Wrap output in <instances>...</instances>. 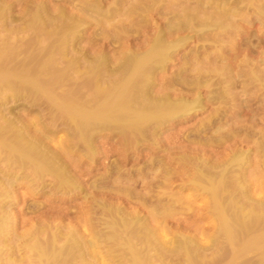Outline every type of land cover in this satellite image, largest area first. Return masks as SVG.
I'll use <instances>...</instances> for the list:
<instances>
[{"label":"bare ground","instance_id":"1","mask_svg":"<svg viewBox=\"0 0 264 264\" xmlns=\"http://www.w3.org/2000/svg\"><path fill=\"white\" fill-rule=\"evenodd\" d=\"M94 1L95 3L92 2L93 4H88V6H86L87 9L85 7V9H83L82 7L85 4L87 5L88 2L81 4L82 7H80L81 5H75L74 2H72L71 6L69 7L74 9L75 6L76 8L79 6V9L82 8L80 10L82 15H86L87 13L89 17H93L88 18V16H86L87 20L90 19V21L100 25L101 23H103L101 21H104V23L106 22V24L107 21L108 23L112 22L115 19V15L116 17H119V14L124 18H128L134 15L132 16V18L137 17L141 22L143 21L141 20V18H143L147 22L148 20H146L145 16L147 11L150 12L151 10H158L161 6H163V0H151L149 3L151 6L147 4L149 0H145L143 2V5L141 2L140 5L137 4L136 6H131V8H127L126 11H123V8H121V6H123V4H125L128 0H114V6H111V9L110 7H108L107 9L109 10H106L107 12L103 11V13H101L102 10L97 9L96 6H100L102 1ZM184 1L185 4L187 3V5L189 6H186L185 10L183 8L178 17L175 18L174 16L173 18L165 19L166 14H164V19L166 20L164 22V27L166 31L162 29L161 31H157L156 33L154 32V35H150V41H147L148 44L146 43L147 45H145L147 46V48L145 47L144 51L136 52L138 51L136 50L133 52V48L132 52H130V49V51L125 50L126 52L122 53V55H120L121 57L116 58L118 60L117 62L115 61L116 63L114 65L112 64V66H110L111 64L106 63L107 59H105V57L97 56L98 58L96 59H85L83 62L85 64L83 67L84 69L82 68V70H80V60L78 61L77 59L79 58L76 59L72 57L73 49L72 52L68 51L69 49L71 50V48H68L66 46V41L68 39H71V42H73V40L77 39V36L75 34L78 31V27L82 25L80 23L81 20L78 21L79 19L77 20V18L73 20L72 14L71 18H65V15L63 16L62 13H55V15H50L49 13L51 18H47V16L49 17V15H47L48 13L44 14V10L42 8L43 6H37L35 12L33 11L32 16H29V19L27 21L25 20L26 23L24 22V24L26 25V28H33V30L36 31V35H38V38L39 36H42L44 38L41 37V39H43L44 41H46L45 39H47V41L48 39L50 41L54 39L55 42L51 43L45 48H42L43 50L40 49L37 55H34L35 52L33 54L30 51V56L27 55V58L25 59L21 58V55H17L14 48L10 51L11 46H9L10 49L8 50V45L4 42L6 38H4V41L2 40L3 43L0 42V52H3V54L0 53V105H5V103L8 101H18L20 99H23L21 101H27V103H23L28 105L25 108H27L28 110H35L38 112V114L42 113V111H45V115L50 117L48 124H45V126H41V124V127L39 126L38 121L40 122L41 120L42 122V119L40 118L35 120L33 119V121L30 120L31 124L28 125V123H26L27 125H25L18 119H10L5 117L6 114L11 116L10 113L12 111L10 107V109H7V107H4L6 108L4 109L2 108L4 106L3 105L1 107L2 109H0L1 243L8 239V236H11L15 240H17L21 236L17 233L15 228L17 227L16 223L19 220H16V216L11 217L14 216V214H9V212H11V208L6 204V202L8 203L12 201L10 199L14 198V195L17 193L16 191L19 188L25 186L26 190H29L33 195L38 194L36 196H39V192L41 190H45L44 194L50 192L55 197L56 195H62V197L70 195L71 199L74 198L75 195L77 196V194H80V191L83 188H81V186L78 184L80 182L77 181L73 174L75 159H73V157L71 156V154L73 155L74 153L70 152V150L74 149L75 151H73L75 153H81L79 154V156L81 155L86 158V161L89 162L88 164H93V156L95 155L93 144L95 141L94 138L97 136V134H105L107 132H109L110 134H116V136L120 138V142L128 139L133 148L138 149V147H146L148 150H151L154 153L156 152V154H158L157 151L161 149V144L163 143V140L159 138L161 135V131H163L165 127L170 126L176 122H181L189 119L193 115H195V113L201 111L203 109V101L205 99L207 103H218V107L214 109L215 113L212 116L213 118L217 115L218 117L220 116L219 114H221L223 106L219 101L225 100L227 102L228 100L226 99H232L234 94L236 93H233L234 90L232 91V89H235V86L233 84L235 83V80L233 77L234 81H232V73H230L229 71L230 68L227 67L229 69L228 70L226 67L219 66V70H216L215 72L214 70L218 68V65L214 64L217 67L214 70L212 69L214 71L212 73L206 70L203 73H201V71L198 73V69H196L198 74L194 73V77L191 74L192 78L190 76V80L188 81L186 76H189L187 70L189 62L185 60L184 56L183 59L185 61L183 60L184 62L183 64H181L183 65L181 66L182 68H179V71L173 73V75L167 82L168 84L166 86H163L166 90L164 88L163 89L165 91L168 90V93L173 92L171 93V96L172 94H176L177 92V94H179V92H186V94L193 95L195 94L194 92H196L195 90L203 87L207 92V96L205 99L196 94L192 97L187 95V99L184 98V96L186 97V95H183V97L178 96L175 98H171L168 93H165V95L161 94L162 96L157 97L155 96L156 94L153 95V89L158 85H156L155 78L158 73L165 71L166 67H168L167 65L171 63L170 61L173 59L174 55L179 51L180 47L185 44L186 41L183 38L184 36L180 37V33L186 31L190 33L192 32L196 37V40L204 41L202 48L200 49H202L203 52H206L207 50L209 51V49H212L211 47H216V43L220 42L215 41L219 40V38L217 40L216 38L223 32L222 31L220 33L218 31V27H221L223 23L221 24V26H218L217 24H219V22L221 23L222 19L225 22V17H234V13L237 11H235V6L231 7V10H227L226 8H224V6L228 3H233L236 5L245 3V8H238L239 11L241 10V8H243V10H241L240 12L243 13L242 11L245 12L244 9H246V11L249 9L247 7L248 5L246 6V4H249L251 0ZM23 2L24 1H22V3ZM70 2L68 5H70ZM98 3H100V5H97ZM188 7L189 11L191 10L189 13L186 10V8ZM113 8L115 11L112 10ZM225 9L227 11H231L230 15L227 16L228 12ZM83 10H85L84 13ZM87 10L94 12L97 18H94V15L92 16V13L90 12L89 14ZM78 11L79 10H77V12ZM112 11L117 13L115 14ZM260 13L261 11L259 12V14ZM237 14H239V12H236V15ZM0 15L3 14L1 13ZM1 17L0 19L3 18ZM234 18H232V20ZM45 19H47V22L45 21ZM111 19L112 21H109ZM215 20L216 22H214ZM119 23L121 22L119 21ZM49 24L53 25V29H47L48 31H45V25L50 26ZM226 24L229 25V23ZM134 25L135 24H133V26ZM121 27H123L122 29H125L126 31L118 28L119 30H121L119 31L116 27L115 30H112L114 31L113 34H116V38L117 35L119 36L120 32H123V38L125 37V39L132 37V34L138 35L137 31H134L135 33L131 31L134 29V27L133 29H131L132 27H127L128 29H126V27L124 28V26ZM222 27L225 28L224 26ZM230 28L231 27H229V29ZM121 33L120 35H122ZM225 33L227 34L228 32L225 31ZM104 34L105 33H103V35ZM230 35L227 34L225 36ZM171 37L175 38L171 39ZM210 37H212V39L214 37L215 41H212V39L210 40ZM167 38H170L171 41H168ZM135 40H138V38H136ZM119 41L121 42V39ZM207 41L210 42L209 45H206ZM2 44L5 46V48L7 47L6 50L10 52H7ZM2 48L3 51H1ZM21 49L22 48L19 47V49H17V52L21 53ZM4 50L5 52H7V56L5 55ZM13 51H15V53ZM192 52V61L196 60V62L198 63L197 59H201V57L199 56V51L197 50ZM68 53H71L72 56ZM17 56H19L18 58L20 61L17 60ZM95 57L96 56H94L93 58ZM203 57H205V55ZM207 61L209 64L210 59ZM214 62H217V60H213V63ZM193 63L195 64V62ZM57 66H62V68H58ZM191 70L193 73V69ZM191 70H189V72H191ZM182 76H185L186 79ZM76 78L80 80H75ZM74 80L78 81L77 83L83 81L82 83L84 84L81 83L80 85L84 86V89L86 91L83 90V92L85 91L84 93L86 94L78 91L81 89V86L79 84L77 85ZM70 82V85L73 84L72 86L74 87H70ZM77 86L80 87L77 88ZM64 87H66L67 89ZM229 92L233 94V96H227ZM23 103L20 104L22 105ZM228 103L230 102H227V104ZM229 105H231V103L228 104V106ZM3 109L4 111H2ZM225 110L226 108L223 111L225 112ZM231 110H234V108ZM214 119L216 120V118ZM214 119L210 117L206 122H201L199 127L196 125L197 129L194 131L190 130L191 132H189V135L185 132L187 135H185L183 139H181V141L177 143L179 145L181 144L182 147L186 150V147L189 148V146L191 145H197L196 147L207 146L211 148L213 146H216L213 148H217L218 145V147H224V145H227L226 143H229L234 139H238L240 143L242 141L243 144L253 142L254 149H256L254 153L259 154L258 163L261 167L264 166V141L263 138H261V135L260 137L258 135L256 136V133L254 131V133H251L252 128H249L252 125L248 126L249 128H247L246 126V128H241L242 125L241 127L238 125L240 128L234 129L232 127L234 130L229 128L228 130L226 128L225 130L228 131H223L222 128H225V124L222 123L221 120H216L217 122H215ZM211 130L213 131L212 134ZM59 131H64L66 133V139H64L62 143L57 144V146L54 145L55 149H53L54 146L52 147V143ZM207 133L209 134L208 138H206L208 135ZM202 135L206 136L205 139H203ZM211 144L213 146H211ZM250 146H252V144ZM183 148L182 150H184ZM169 150H166V157L173 159L176 158L177 165L175 163L174 165L179 166L182 169L186 168L188 170L187 172L189 178L187 179L186 177L187 181L185 180L186 182L182 183L183 187L187 189L193 188L194 192L200 193H198L200 196H208L210 203L206 211L215 220L214 231L212 237L210 238L211 244L209 247L199 248V244L197 246V244L192 240H186L184 238L173 243L174 245H176L175 249H179L178 254H180L181 252L180 255L185 258V262L187 261L186 263L188 264H211V262H213L212 264H264V195L260 198L258 197V199L251 198V194L249 195L250 191H248L242 175L243 171L246 169L245 167L248 168L251 164L250 151L247 150L246 152H244L242 150L238 151V149H236L237 151L233 153L235 150L234 149L233 152H231L232 154L228 153L227 160L225 158V161L223 160V162L220 161L219 163H215L209 161L210 159H207L208 156L202 157L203 155H199L196 150H192V152L195 151V153L193 152V154L190 155L186 151V154L184 153L185 156H178L179 153L177 152L172 155V151L170 150V152ZM176 154L177 156H175ZM181 154H183V152ZM163 161L161 158L150 159L145 163V165L142 164L143 168L141 167L140 170H137L135 168L134 171L127 172L123 171V166H120L116 163L117 165L114 164L109 166L107 172L109 171L108 174H114L113 176L115 180L124 179L131 181L132 178L135 179L131 181L133 184L130 182L131 186L133 185L132 189L133 187H137L138 176L147 177L148 175L157 172L158 175L154 178L158 179L156 182L158 186H152L151 184V186L149 188H146V190H144L142 194L137 193L133 196L132 193H134L135 190L132 191L130 189H127L125 196L130 203L134 202L136 205L140 204L148 209V213H146V215L149 214L148 216L153 220L149 221H152V223L155 222V224H162L161 229L166 230V228H164L166 226L161 222V220L164 221L162 217L168 216L170 209H168L167 211V208H170L172 205L178 206V204L179 206H183L185 203L183 202L184 204L182 205V202H180L181 199L177 198L176 196V198H174V194L171 197V194L167 192L168 188L166 189L165 187H169V185H171L170 182L172 180V177H174V175L178 172H171L169 170V165H165ZM256 161L257 160H255V164L257 163ZM86 187L88 190H94V188L97 189V183L89 182L87 183ZM118 191L120 190L118 189ZM90 196L91 195L84 196V199H86L87 202L88 200L90 202H93L91 203V207H88L89 209H93V211L88 210L87 215H89L88 212H92L90 213V215L95 212V215L99 218L95 219V221H97L94 222L93 214V221L91 219L92 222H90L96 223L102 229V231L99 233L97 232L96 234L94 233L95 235L93 234L90 240H86L87 244H85V241L83 239V244L81 242V238H77L79 237L76 235L77 232H73V230H75L74 228H70L72 229V231L69 230V232L67 231V233H64L63 225L61 224L59 226V223L61 222H59L58 225L54 223V226L42 223V227H38L36 225V227L34 226V228L31 224L32 228L27 229V233L22 236L23 238H26L24 244L28 243V245L25 246L23 244V247H26L31 256L34 257V261L32 262H35V264H76V259L81 260V258L87 256L88 252L90 253L89 250H93V248L96 249L95 247H98L97 245L101 241H104V246L106 244L110 245L108 247L109 254L119 252L120 257H122L121 260L126 264H154V260H161V257L164 256V258H166L167 256H171L173 252H177L176 250L174 251L172 249V251L170 250V252L164 250L163 246H160V244L157 243L158 238L156 239L154 230L148 229L149 227H147L145 222L139 218L137 212H132L131 210L130 213H127L120 206H114L110 208L104 207L103 203H101L102 201L100 203L99 201H92L94 198L92 197L93 199H91ZM54 200H56V198ZM4 204H6L9 208L4 207ZM92 205H97L96 210H94L95 207L93 208ZM24 206L25 207L23 208L26 209L25 211L29 210L28 212H26L27 214L32 210L33 212L31 213H33L34 215V213L38 214L40 206L43 207L44 205H34L30 202H26ZM164 206L169 207H165V210ZM44 208L49 209L46 207ZM159 208L160 210L164 209V211H160ZM190 208L191 206L189 207V209ZM50 210H54V208H50ZM69 210L68 212H71L72 215V210ZM29 215L31 214H28V216ZM90 217L88 216L89 219ZM88 218L87 220H89ZM14 219L17 221L16 223ZM21 219L23 220V218ZM88 222L89 221H87V223ZM96 224L91 225L94 226ZM88 225H90V223ZM158 226L160 227V225ZM88 227L86 228L88 229ZM90 228L92 227L90 226ZM42 235H44V237ZM30 241L32 243H29ZM61 241H63L62 244H60ZM102 244L103 243L101 242V245ZM208 252H210V254ZM207 254L209 257L211 255V258L209 260L205 258ZM160 263L164 264V262Z\"/></svg>","mask_w":264,"mask_h":264},{"label":"rangeland","instance_id":"2","mask_svg":"<svg viewBox=\"0 0 264 264\" xmlns=\"http://www.w3.org/2000/svg\"><path fill=\"white\" fill-rule=\"evenodd\" d=\"M22 1H24V2L22 3ZM67 1L70 2V0H28V1L27 0L26 1L25 0H19V1L18 0H0V12L5 16L4 17L3 15H0V17L1 16L3 17V18L1 17L3 20L0 19L1 20L0 21V42L3 43V41L5 40L4 38H6V40L4 42L8 45L7 46L8 50L11 48L10 49V51H11L14 48V50H16L17 55L18 54L21 55L20 57L23 59L27 58V55L30 56V51L33 54L35 52L34 55H37L39 53L40 49L45 48L48 45H50L51 43L55 42L54 39H52L51 41L49 39H48V41H47V39H45L46 41H44L43 39H41L42 36H39V38L37 37L38 35H36V31L33 30V28H26L25 27L26 25L24 24V22L26 23V21L29 19V16H32V13H33V11L35 12L36 7L37 6H41V7L43 6L42 8L44 10V14L48 13L47 15H49V13H50V15H55V13L56 14L62 13L63 16L65 15V18H68V17L71 18V14H72L73 20L77 18V20L79 19L78 21H80V20L82 21V22L80 21V23L82 24L81 25L82 27L79 26L77 29L79 32L77 31L75 34L77 36L76 37L77 39L73 40V42H71V39H68L66 41V46L68 48H71V50L70 49L68 50V48H67V50L72 52V49H73V52H72L73 56L71 55V53H68V54H70L72 57H74L76 59L79 58V59H77L78 61L80 60V63H81L80 70H82V68L85 65L83 63L85 59H87V60L88 59L89 60L96 59V58H98L97 56L105 57V59H107L106 63L111 64L110 66H112V64L114 65L117 62L118 59H116V58L121 57L120 55H122V53H125L129 49L131 50V51L129 50L130 52H132L133 49H134L133 52L136 50H138L136 52L144 51L145 47L147 48V46H145V45L148 44L152 35H154L157 31H161L162 29H164V31H166L165 27H164L165 26L164 22L166 21L165 19L173 18L174 16H175V18L178 17V15H180L179 13L182 12V9L184 8V10H185V7L189 6V5H187V3L185 4L184 0H163V3H162L163 6H161L160 9H158L159 11H162V12H159L158 10H151L150 11L151 13H150L147 11V13L145 15L146 20H148L147 22L143 18H141V20H143L145 22H143V21L141 22L140 19H138L137 17L132 18V16H134V15H132L131 17H128V18L125 17L126 18V21H125V18L120 16V14H119L120 12H119L118 13L119 17L117 16L119 19L115 15V19L113 21H112V19L109 20L112 22L108 23V21H107V24H106V22L104 23V21H101V22H103V23H101L103 25L102 26L100 23H99L100 25H98V24H95L94 22L90 21V19L87 20L86 16H88V14L86 13V15L85 14L82 15L81 11H80L82 8L85 9L86 6H88V4L89 5L93 4L92 2L95 3L94 0L93 1L92 0H73V1L71 0L70 5H68L69 2H67ZM116 1H118V0H116ZM144 1L145 0H128L125 4H123V6H121V8H123V11L124 10L126 11L127 8L129 9V8H131V6H136L137 4L140 5L141 2L143 5ZM150 1L151 0L148 1V3H147L148 5H150L149 4ZM236 1H238V0H236ZM72 2H74L75 5H79V6L81 4H84L85 2L86 3L88 2V3H87V5L85 4L83 7L81 5L80 6V7H82L81 9L78 8L79 6L77 8L75 6L73 9V8L69 7V6H71ZM98 2H101V5H100V3H98L97 5H100V6H96V8L102 10L101 13H103V11H106V10L108 11L109 10V9H107L108 7H110V9H111L114 6L113 4L115 3L114 0H99ZM182 2L184 3V5ZM244 4L245 3H241L239 5H236L233 3L232 4L228 3L227 5H225L226 7L224 6V8H226L227 10H231L230 8L235 6V11L237 10L236 12H239V14L236 15V12L233 10L235 12L234 13L235 18L233 16H229L230 18L225 17L224 18L225 22L222 19L221 23L219 21H218L219 24L216 23L218 26H221V24L223 23L222 26H224L225 28H223L222 26L218 27L219 28L218 31L220 33L223 31L220 36H218L217 38L215 37L216 40L218 38H219V40L215 41L214 37H213V39H212V37H210L209 39L210 40L212 39V41L214 40L215 42L220 41L219 43L223 42L222 43L223 45L216 43L217 44L216 47L213 46L214 48L211 47L212 49H209V51L207 50L206 52H203L202 49H200V48H202L204 41L196 40V37L193 35L192 32L190 33V32L186 31V32L180 33V37L184 36L183 38L185 39L186 42L183 46L180 47L179 51L174 55L173 59L170 61L171 63H169L167 65L168 67H166L165 71L158 73L156 75L155 82H156V85L158 84L157 85L158 87L155 86V88L153 89L154 92L152 91L154 94L153 93L152 94L153 95L156 94L155 96L160 97L162 95H165V93L166 94L168 93V90L165 91L166 89L163 86H166L168 84L167 82L169 81V78H171L173 73H176L177 71H179V68L180 69L182 68L181 66H183V65H181V64H183V62L185 60H187L189 62V64H188L189 66H187L189 76H186L188 81L190 80L191 74H192V76L193 75L195 76L197 71H198V73L200 71H201V73H203L206 70V71H209L212 73L214 71L216 72V70H219V66L226 67V68L228 67V68H230V70L228 68L227 69L230 71V73H232V81L235 80L234 81L235 83H233L235 86V89H232V91L234 90L233 93L236 92L237 94L235 93L234 96L235 95L236 96L234 97L233 94H231L230 92L228 93L227 96H230V95L233 96L232 99L231 98L226 99V100H228L227 102L231 103V105H229V106H228V104H230V103L227 104V102L225 100L219 101V102H221L223 108H222V111L220 110L221 111V114H219L220 116L218 117V115H217L214 118H216L217 121L221 120V122L225 124L224 125L225 128H222L223 131H228L229 129H233V128L237 129V128H240L241 125H242L241 128H243L245 126L247 128H249L248 126L252 125L249 128V129L252 128L251 133L255 132L256 136L258 135L259 137L261 135V138H263V141H264V136H263L264 135L263 134L264 133V0H253V1L251 0L249 4H246V6L248 5L247 7L249 9L246 7L248 10L246 11V9H244L245 12L242 11L243 13H240L241 10H243V8H245ZM1 7H3V8H1ZM98 7H100V8H98ZM240 7H243V8H241V10L239 11L238 8H240ZM75 8H76V10H75ZM71 10H75V11H71ZM77 10H79L80 13H79V11L77 12ZM112 10H114V8ZM186 10L188 13L191 11V10L189 11V7L186 8ZM260 11H261V13L259 14ZM84 12H85V10H83V13ZM89 12L92 13V16L94 15V18L96 17L94 12L88 11V13ZM227 12H228L227 16L230 15L231 11H227ZM113 13L116 14L117 12H113ZM164 14H166L165 15L166 17L164 16ZM50 15H49V17L47 16V18H51ZM164 17H165V19H164ZM88 18H93V17L88 16ZM116 18L121 23H119V21ZM232 18H234V19L232 20ZM46 20L47 19H45V21ZM116 21H117V23H116ZM139 21H140V23H139ZM128 22H131V23H128ZM214 22H216V20ZM226 23H229V25ZM130 24H132V25H130ZM133 24H135V25L133 26ZM225 24H226V26H225ZM121 26H124V28L126 27V29H128L127 27H132L131 29H133V27H134V29L131 31H133V32L137 31L138 35L132 34V37L125 39V37L123 38V32L122 33L120 32L122 35H120V33H119V36L117 35V38H116L115 37L116 34H113L114 31H112V30H115V27L117 29L120 28L121 30H123L122 29L123 27H121ZM229 27H231V28L229 29ZM45 29H46L45 31L52 30L53 25H50V26L45 25ZM121 30H119V31H121ZM34 31H35V33H34ZM123 31H126V30L124 29ZM225 31L228 32L227 33L228 35H230V33H231V35L225 36V35H227L225 33ZM103 33H105V34L103 35ZM223 33H224V35H223ZM107 35H108V37H107ZM98 36H99V38H98ZM120 36H121V38H120ZM189 36H190V38H189ZM175 37H171V39L172 38L174 39ZM221 37H222V39H221ZM42 38H44V37H42ZM46 38H48V37H46ZM106 38H108V39H106ZM136 38H138V40H135ZM120 39H121V42L119 41ZM167 39H168V41L169 40L171 41L170 38H167ZM231 39H232V41H231ZM39 40H40V42H39ZM41 40L44 41L45 43L42 42ZM142 40H143V42H142ZM207 43H206V45H209L210 42L207 41ZM2 45H1V47H2ZM9 46H11V47L9 48ZM3 47L5 48L4 45H3ZM19 47L22 48L21 53L17 52V49H19ZM72 47H74V48H72ZM224 47H226V48H224ZM6 48H5V50H6ZM15 48H17V49H15ZM196 48H198V49H196ZM5 50H4V53L7 56L8 55L7 52H10V51L6 50L7 52H5ZM32 50H33V52H32ZM197 50L199 51V56L201 57V59L200 58L197 59L198 63L196 62V60L192 61V55H193L192 51H197ZM1 51H3V48ZM13 52L15 53V51H13ZM118 52H119V55H118ZM0 53L3 54V52H0ZM204 55H205V57H203ZM71 56H68V57H71ZM94 56H96V57L93 58ZM184 56H185V60L183 59ZM18 57L19 56H17V58ZM202 59H203V61H202ZM209 59H210L211 63L209 62V64H208L207 60H209ZM17 60H19V58ZM213 60L214 61L217 60V62L213 63ZM193 62H195V64L196 63L197 64L195 65ZM214 64L218 65L217 69H215L217 66H215ZM59 65H61V64H59ZM62 66H60V67L57 66V67L62 68ZM212 67H214V68H212ZM191 69H193V73H192ZM196 69H198V70L196 71ZM212 69L213 70L215 69V70L213 71ZM189 70H191V72H189ZM192 76H191V78H192ZM182 77L185 78V76H182ZM233 77H234V80H233ZM75 80H78V78H76ZM78 81H75V83L77 85L78 84L80 85L83 82L81 80L82 82L77 83ZM70 84H71V82L69 83V85ZM82 84H84V83H82ZM72 85H70V87ZM80 86H77V88H79V87L81 88L80 90H78V89H75V90L83 92V90H85L84 86L83 85H80ZM82 86H83V89H82ZM72 87H74V86H72ZM64 88H66V87H64ZM158 90H159V92H158ZM195 91L196 92H194V93L196 95H200L201 97H203V99L206 98L207 92H206L205 88H203V87L198 88ZM81 92H79V93H81ZM171 93H173V92L168 93L171 98H175L178 96L183 97V95H186V97L184 96V98L187 99V95L190 97L195 95V94L189 95V94H186V92H182V93L179 92V94H177L178 93L177 92L176 94L174 93L171 96ZM84 94H86V93H84ZM180 94H182V95H180ZM189 99H191V98H189ZM238 99H240V100H238ZM21 100H23V99L18 100L19 102L18 101H8L5 103V105L2 103L4 106L0 105V109H2L4 107H7V109L11 108V111H12L10 113L11 116L6 114V115H8V116L5 115L6 118L18 119L21 123H23L25 125H27L26 123H28V125L31 124L30 120L33 121V119L35 120V119L40 118V119H42V122L39 119L40 120V122L38 121L39 126H40V124H41V126H43V125L45 126V124L46 125L48 124L50 117L45 115V111H42V113L44 112L43 113L44 115L42 113H39L40 115L42 114L40 116L37 111L30 110V109L28 110L27 108H25L26 106H28V105L24 104V103H27V101L24 102L25 100L24 101H21ZM20 103H23V104L21 105ZM225 105H226V107H225ZM238 105H240L242 108ZM217 107H218V103H214V104L213 103L212 104L207 103L206 99H205L203 101V109L201 111L195 113V115H193L189 119H186V120L181 121V122H176L170 126L165 127V129L163 131H161V135L159 137L161 140H163L162 142L164 144L163 143H162L163 145L161 144V149L159 151H157L158 154H156V152L154 153L153 151L148 150L146 147H138V149L133 148V146L131 145V143L128 139L120 142L121 140L119 141L120 138L117 137L116 134H110L109 132H107L105 134L104 133L99 134V135L97 134V136L94 138L95 141H94L93 145H94V154L95 155L93 156V159H94L92 161L93 164H91V163L88 164L89 162L86 161V158H84L81 155L79 156V154H81V153H75L74 149H73L74 151L70 150V152L74 153L73 155L71 154L73 159H75L74 160L75 161V167H74L75 170L73 168V174H74L75 178L77 179V181L80 182L78 184L81 186V188L85 189V187L87 186V183L96 182L97 183V189L94 188V190H91V189L88 190L86 187L87 190L82 189L80 191V194H77V196L75 195L74 198L71 199L70 195H68L69 197L68 196L62 197V195H56V197H55L50 192H48V193L46 192L48 195L44 194L45 190L40 191L42 195L39 192V196H36L38 194L33 195L29 190H26L25 186L22 188H19L16 191L17 193L14 195V198L10 199L12 201L9 200L10 201V202H8L9 204L7 202H6V204L8 206H10V208H11L10 209L11 212H9V214H11V215L14 214V216H11V217L16 216L15 217L16 220H19L17 222L14 219L15 223L17 222L16 223L17 227H15L16 231L21 236L18 238L19 240L18 239L15 240L11 236H8L9 238L8 237H7L8 239L5 238L6 240L4 239L5 241H3V243H1V241H0V243H1L0 244V250H1L0 251V264H35V262H32V261H34V257L31 256V254L27 251L28 249L26 247L25 248L23 247V244H24V241L26 238H23L22 235H25V233H27L26 232V231H28L27 229L32 228L31 224L34 228V226L36 227V225L38 227H42V225H43L42 223H46L47 225L50 224V226L51 225L54 226L53 225L54 223H56L58 225V223L61 222V223H59V226L61 224L63 225L64 233H67V231L69 232V230L72 231V229H70V228H74L75 230H73V232L74 231H75V233L77 232L76 235L79 236L77 238H81V242L84 244V241H85V244H87L86 240H90V238L93 236L94 233L95 234L97 232L99 233L102 231V229L96 223H91L93 221V219H94V222H96L97 220L95 221V219H98L99 217H97L95 215V212L93 213L94 218L92 217L93 214L90 215V213H92V212H90V213L88 212L89 215H87L88 210L93 211V209L88 208L89 206L91 207V203H93V202H90L89 200L87 202L86 199H84L85 195H91L90 198L91 199L94 198L92 201H95V202L99 201V203L102 201L101 203H103L104 207L110 208V207H114V206H120L127 213H130L131 210H132V212H137L139 218L145 222L147 227H149L148 229L154 230V235H155L156 239L158 238L157 243L160 244V246H163L164 250H167L170 252V250L172 249L175 251L176 245H174L173 243L177 240L184 239V238L186 240H188V239L192 240L193 242H195L197 244V246L199 244V248L200 247L201 248L209 247L211 244L210 238L213 235L214 226H215L214 218L211 217L208 214V212L206 211L208 209L207 207L209 206L210 200H209L208 196L207 197L203 196V195L200 196L199 192H197V193L194 192L193 188L187 189V188L183 187L182 183H185L187 181V179L189 178L188 172H187L188 170L186 168L185 169L183 168L184 169L183 170L179 166H176L177 165L176 158L173 159V158L166 157V155H167L166 150L170 149L172 151V155H174L177 152V153H179L178 156L184 155V153L186 154V151L190 155V154H193V152L195 153V151L192 152V150H196L197 153H199V155H203L202 157L208 156L207 159L208 160L210 159L209 161L215 162V163L216 162L219 163L220 161L223 162V160L225 158L227 160L228 153L232 154L231 152H233L234 149L235 150L233 153H235L237 151L236 149H238V151L242 150L244 152L249 150L251 153L250 154L251 164L248 168L245 167L246 169L242 173L244 183L247 186L248 191H250L249 195L251 194V198L258 199V197L260 198L264 195V168H263L264 166L261 167L260 164L258 163L259 154L254 153L256 151V149H254L253 142H250V143L248 142V143L243 144L242 141L240 143L238 141V139H236V140L234 139L231 142L226 143L227 145H224V147L221 144V146L223 148L218 147L219 145L217 146V148H213L216 146H213L212 144H211V146H213L212 148L207 147V146L206 147H204V146L199 147L198 146L199 147L198 148V147H196L197 145L196 146L194 145L196 147L195 148L193 145H191L192 148H191V146H189V148L186 147V150L182 147L181 144H180L181 146L178 144L179 141H181V139H183V137L185 135H187V134L189 135V132H191L192 130L193 131L196 130L197 126L199 127L201 122H206L210 117L212 119H214L212 115H214V113H215L214 109ZM225 108L227 111L225 110V112H224L223 110ZM233 108H234V110H231ZM4 109H6V108H4ZM4 109L2 111H4ZM25 109H27V110H25ZM37 115H39L40 117ZM35 116H36V118H35ZM216 120H215V122H217ZM232 121H233V123H232ZM42 123H44V124H42ZM226 128L227 129L229 128V129L225 130ZM212 132L213 131L211 130V134H212ZM209 134H210V132H209ZM209 134L207 135V137L202 135L203 139H205V137L208 138ZM64 139H66V133L64 131H62V132L59 131L57 133V136L55 137V140L52 143V147L54 145L57 146V144L62 143L64 141ZM240 144H242V145H240ZM251 144H252V146H250ZM55 146L53 147V149H55ZM231 147H233L234 149ZM182 148L185 150V152H184V150H182ZM180 151H181V153L183 152V154H181ZM175 156H177V154ZM175 156H173V157H175ZM162 157H165V158H162ZM156 158H161L162 161L164 160L165 162L163 161V163H165V165H169V170L171 172H174V173L178 172L174 175V177H172V180L174 182L171 180V182H170L171 185H169L170 188L169 187H165V188L166 189L168 188L167 192H169V194H171V197L174 194V196H173L174 198L177 197V198L183 200V201L180 200V202H182V205L184 203L186 204V205L185 204L183 205L184 207L179 206V204H178L179 208L177 205L176 206L170 205L171 206L170 208H167L169 206H164V209L166 207L167 211H168V209H170L169 210L170 214L168 213V216L164 215L167 218L162 217V219H164V221L161 220V222L163 224H165L166 227H164V228H166V230L161 229L162 224L156 223L157 224L156 225L155 222H153L154 224L152 223V221H153L152 218H150L148 216L149 214L146 215V213H148V209H146L145 207H143L140 204L136 205L134 202L130 203L125 196L127 189H130L132 191L135 190L134 193H132V196H133L134 194H137V193L142 194L143 191L146 190V188H149L151 186V184H152V186H154V185L158 186V184L156 183L158 179L154 178V177H157V175H158L157 172H155L154 174H150L147 177L146 176L145 177L138 176L137 187H135V188L133 187V189H132L133 185L131 186L130 182L132 180H135V179L132 178L131 181L130 180H124V179L123 180L117 179L118 180L117 181V180H115V178L113 176L114 174L113 175L108 174L109 171L107 172L108 167L111 165H114L116 163L120 166H123V171H125V172L134 171L135 168L137 170L138 169L140 170L141 167L143 168V165H145L146 162H148L150 159H156ZM255 160H257L256 164H255ZM166 163H168V164H166ZM174 163L176 165H174ZM76 165H78V166H76ZM261 172L263 173V175ZM186 177H187V179H186ZM141 184L142 185L144 184V185L142 186ZM141 186L143 187V189ZM157 186H155V187H157ZM118 189L120 191H118ZM180 189H181V191H180ZM123 192H124V195H123ZM120 195H123V196H120ZM15 196H17V197H15ZM54 197L56 198V200H54L55 199ZM175 201H176V199H175ZM26 202H30L34 205L40 204V205H44V206L43 207L40 206V210H38V214L34 213V215H33V213H31L33 211L31 210V212L28 214H31L33 216H31V215L28 216V214L26 212H28L29 210L25 211L26 209L23 208V207H25L24 205L26 204ZM177 202H178V199H177ZM10 203H12L13 205ZM6 204H4L5 205L4 207H7ZM187 205H188V207H187ZM92 206H93V208L95 207L94 210H96L97 205H95V206L92 205ZM190 206H191V208L189 209ZM44 207L49 208V209H45ZM146 207H147V205H146ZM7 208H9V207H7ZM50 208H54V210H50ZM67 209L72 210L73 214L71 215V212H68ZM164 209H161V210L164 211ZM159 210H160V208H159ZM88 216L89 217L91 216L90 219L88 218ZM21 218H23V220ZM87 218L89 220H87ZM28 219H32V220H28ZM91 219H92V221H91ZM149 220H152V221H149ZM87 221H89V222L87 223ZM28 222L29 223L32 222V223L29 224ZM24 223H26V224H24ZM89 223H90V225H88ZM46 224H44V225H46ZM91 224H96L98 227L96 225L93 226ZM64 225L65 226L67 225L66 226L67 228ZM86 225H88L89 227ZM158 225H160V227ZM25 226H27V227H25ZM90 226L93 229L90 228ZM86 227H88V229ZM19 232H21L22 234ZM42 236L44 237V235H42ZM83 239H84V241H82ZM62 242L63 241H61L60 244H62ZM101 242L103 243L102 245H101ZM101 242L97 245L98 247H95L96 249H94V248H93V250L90 249L89 250L90 253L88 252L87 256H84L83 258H81V260L76 259V264L77 263H79V264H85V263H88V264H126L124 261L121 260L122 257H120L119 252L114 253V254L113 253L109 254L108 247L110 245L106 244L104 246V241H101ZM29 243H32V242L30 241ZM25 245H28V243L24 244V246ZM176 251L177 252H175V253L179 256H177L173 252L171 254V256H167L169 258H167V257L164 258V256H163V257H161V260H158V261L154 260L153 261L154 264H161L160 262H164V264L165 263L167 264L168 262H169L168 264H188V263H186L187 261L185 262V258H183L180 255L181 252H180V254H178L179 249ZM210 252H208V253L210 254ZM205 258L207 260H209L211 258V255L209 257L207 254V256ZM212 263L213 262H211V264Z\"/></svg>","mask_w":264,"mask_h":264}]
</instances>
